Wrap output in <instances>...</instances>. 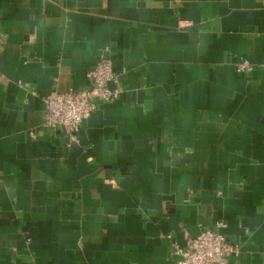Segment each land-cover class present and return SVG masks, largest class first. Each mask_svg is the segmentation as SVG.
Wrapping results in <instances>:
<instances>
[{
  "label": "crops",
  "instance_id": "crops-1",
  "mask_svg": "<svg viewBox=\"0 0 264 264\" xmlns=\"http://www.w3.org/2000/svg\"><path fill=\"white\" fill-rule=\"evenodd\" d=\"M102 58L121 93L71 142L45 98ZM204 229L264 264V0H0V264H174Z\"/></svg>",
  "mask_w": 264,
  "mask_h": 264
},
{
  "label": "built area",
  "instance_id": "built-area-1",
  "mask_svg": "<svg viewBox=\"0 0 264 264\" xmlns=\"http://www.w3.org/2000/svg\"><path fill=\"white\" fill-rule=\"evenodd\" d=\"M184 21H180L183 25ZM252 65L243 59L237 64L240 71L251 70ZM88 86L82 89L69 88L65 92L51 91L45 98L46 113L44 125L56 130L60 128L69 141L77 140L81 121L96 108V101L113 102L121 93V86L113 75L110 60L102 58L86 73ZM34 136V133H31ZM224 227L223 222L217 223ZM170 242V255L174 264H230L231 259L240 253L238 244L229 242L218 231L201 230L196 236H186L185 245L167 234Z\"/></svg>",
  "mask_w": 264,
  "mask_h": 264
}]
</instances>
